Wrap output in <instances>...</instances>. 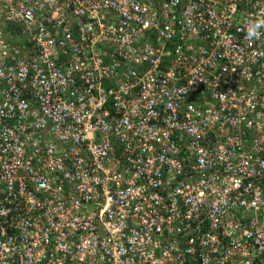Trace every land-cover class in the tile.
<instances>
[{"label":"built area","instance_id":"2783aa9c","mask_svg":"<svg viewBox=\"0 0 264 264\" xmlns=\"http://www.w3.org/2000/svg\"><path fill=\"white\" fill-rule=\"evenodd\" d=\"M264 0H0V264H264Z\"/></svg>","mask_w":264,"mask_h":264},{"label":"clouds","instance_id":"9594fccd","mask_svg":"<svg viewBox=\"0 0 264 264\" xmlns=\"http://www.w3.org/2000/svg\"><path fill=\"white\" fill-rule=\"evenodd\" d=\"M261 26H264V20L251 25L247 33L248 38L249 39L259 38L260 33L258 30L261 28Z\"/></svg>","mask_w":264,"mask_h":264}]
</instances>
